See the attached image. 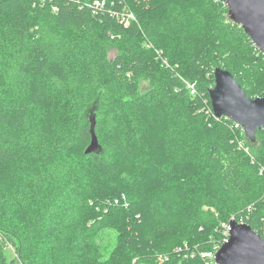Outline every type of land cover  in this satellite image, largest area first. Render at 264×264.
Returning a JSON list of instances; mask_svg holds the SVG:
<instances>
[{
    "label": "trees",
    "instance_id": "16d2710c",
    "mask_svg": "<svg viewBox=\"0 0 264 264\" xmlns=\"http://www.w3.org/2000/svg\"><path fill=\"white\" fill-rule=\"evenodd\" d=\"M216 67L264 96L223 0H0V264H207L232 219L264 238V128L215 116Z\"/></svg>",
    "mask_w": 264,
    "mask_h": 264
},
{
    "label": "water",
    "instance_id": "95a60500",
    "mask_svg": "<svg viewBox=\"0 0 264 264\" xmlns=\"http://www.w3.org/2000/svg\"><path fill=\"white\" fill-rule=\"evenodd\" d=\"M228 17L241 25L254 45L264 52V0H223ZM215 84L209 90L216 117H228L240 125L249 141L257 140L264 128V96L251 98L233 74L223 68L214 70ZM96 147L95 142L89 150ZM230 236L215 255L217 264H264V238L249 224L230 221Z\"/></svg>",
    "mask_w": 264,
    "mask_h": 264
},
{
    "label": "built area",
    "instance_id": "2783aa9c",
    "mask_svg": "<svg viewBox=\"0 0 264 264\" xmlns=\"http://www.w3.org/2000/svg\"><path fill=\"white\" fill-rule=\"evenodd\" d=\"M97 4H99V3H97ZM190 87L194 88V85L190 84ZM222 227H223L225 237H224L223 241L221 242V245L229 239L230 229H231L230 222L229 223H226V222L223 223ZM221 245L216 246L215 251L207 252L204 254L207 257V264H217V262L215 260V255H216V252L218 251V249L221 247Z\"/></svg>",
    "mask_w": 264,
    "mask_h": 264
},
{
    "label": "rangeland",
    "instance_id": "374dc122",
    "mask_svg": "<svg viewBox=\"0 0 264 264\" xmlns=\"http://www.w3.org/2000/svg\"><path fill=\"white\" fill-rule=\"evenodd\" d=\"M106 238H108V237H106ZM104 239V240H102L101 241V244H106V243H113L114 242V240H112V239ZM11 249L8 247L7 248V256H12V252L10 251Z\"/></svg>",
    "mask_w": 264,
    "mask_h": 264
}]
</instances>
